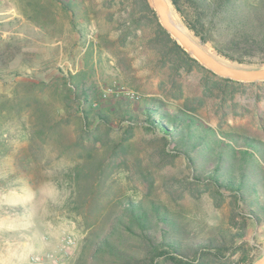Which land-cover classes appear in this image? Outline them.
<instances>
[{
    "label": "rangeland",
    "instance_id": "obj_1",
    "mask_svg": "<svg viewBox=\"0 0 264 264\" xmlns=\"http://www.w3.org/2000/svg\"><path fill=\"white\" fill-rule=\"evenodd\" d=\"M83 1L90 22L79 36L57 1L0 0V264H108L104 240L139 251L118 223V201L127 198L142 201L150 217L151 205L166 209L190 237L234 226L231 197L192 182L184 157L164 154L161 134L142 125V97L176 105L202 97L196 115L205 123L264 142V85L204 97L193 70L161 86L169 70L147 41L153 26L138 2ZM202 47L230 67L264 68ZM72 81L92 88L90 110L72 98ZM245 239L253 264L264 253V225L250 223Z\"/></svg>",
    "mask_w": 264,
    "mask_h": 264
},
{
    "label": "trees",
    "instance_id": "obj_2",
    "mask_svg": "<svg viewBox=\"0 0 264 264\" xmlns=\"http://www.w3.org/2000/svg\"><path fill=\"white\" fill-rule=\"evenodd\" d=\"M54 1L70 14L72 28L83 36L90 22L85 2ZM136 1L153 26L147 41L158 50L157 62L169 70L160 81L161 86H176V75L193 70L200 74L204 97L221 96L224 100L247 85H264V81L242 82L218 76L204 67L162 27L149 0ZM169 1L187 31L200 44H209L216 55L236 64L264 65V0ZM72 85V98L80 99V104L90 110L94 101L92 88L76 81ZM171 94L175 99L182 98L181 89ZM139 101L142 125L161 134L160 150L166 155L184 157L195 184L218 195L227 193L233 201L229 220L235 224L217 225L212 235L194 238L166 209L151 205L154 208L150 217L142 201L119 200L118 223L137 237L140 248L127 251L104 240L101 248L109 255L107 263L251 264L254 257L245 236L250 223L264 225V142L205 123L196 115L202 97H183L181 105L168 104L154 96ZM83 112L87 114L86 110ZM93 116L109 122L103 111L97 110ZM126 116L138 121L136 114L130 112Z\"/></svg>",
    "mask_w": 264,
    "mask_h": 264
},
{
    "label": "water",
    "instance_id": "obj_3",
    "mask_svg": "<svg viewBox=\"0 0 264 264\" xmlns=\"http://www.w3.org/2000/svg\"><path fill=\"white\" fill-rule=\"evenodd\" d=\"M153 10L156 12L159 18V22L162 27L200 64L209 70L213 71L218 76L230 78L242 82H256L264 81V68L245 70L230 67L225 64L226 67H222L217 64L202 47L194 41L183 29L179 26L172 24L167 17V13L163 8L161 0H151ZM213 57V56H212ZM214 58V57H213ZM216 59V58H215ZM224 64V63H223ZM253 264H264V253Z\"/></svg>",
    "mask_w": 264,
    "mask_h": 264
},
{
    "label": "bare ground",
    "instance_id": "obj_4",
    "mask_svg": "<svg viewBox=\"0 0 264 264\" xmlns=\"http://www.w3.org/2000/svg\"><path fill=\"white\" fill-rule=\"evenodd\" d=\"M162 1V4H163V8L165 10V12L167 13V17H168V20L176 25V26H179L181 29H183L194 41H196V39L185 29V27L181 24V22L178 20L175 12L173 11L172 9V6L169 2V0H161ZM197 42V41H196ZM199 43V42H197ZM199 45L202 47V44L199 43ZM202 49L204 50V48L202 47ZM205 51V50H204ZM205 53H207L205 51ZM208 54V53H207ZM217 64L221 65L222 67H226L225 64L217 61L215 58H213L210 54H208Z\"/></svg>",
    "mask_w": 264,
    "mask_h": 264
},
{
    "label": "built area",
    "instance_id": "obj_5",
    "mask_svg": "<svg viewBox=\"0 0 264 264\" xmlns=\"http://www.w3.org/2000/svg\"><path fill=\"white\" fill-rule=\"evenodd\" d=\"M127 94L129 95V97L133 98L134 97V93H132L131 91L127 92ZM137 97V96H136Z\"/></svg>",
    "mask_w": 264,
    "mask_h": 264
}]
</instances>
